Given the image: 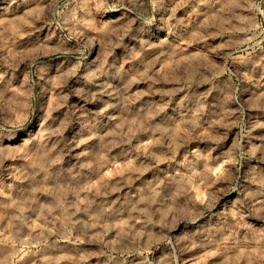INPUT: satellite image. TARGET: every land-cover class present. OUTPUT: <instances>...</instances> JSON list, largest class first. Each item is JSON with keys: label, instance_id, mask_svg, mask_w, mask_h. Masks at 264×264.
<instances>
[{"label": "clouds", "instance_id": "1", "mask_svg": "<svg viewBox=\"0 0 264 264\" xmlns=\"http://www.w3.org/2000/svg\"><path fill=\"white\" fill-rule=\"evenodd\" d=\"M0 264H264V0H0Z\"/></svg>", "mask_w": 264, "mask_h": 264}]
</instances>
